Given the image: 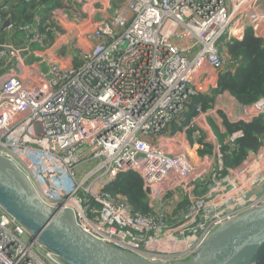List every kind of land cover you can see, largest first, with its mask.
Returning a JSON list of instances; mask_svg holds the SVG:
<instances>
[{"label": "built area", "instance_id": "1", "mask_svg": "<svg viewBox=\"0 0 264 264\" xmlns=\"http://www.w3.org/2000/svg\"><path fill=\"white\" fill-rule=\"evenodd\" d=\"M262 1L96 0L95 27L74 32L78 65L37 54L38 72L26 63L30 47L45 41L34 16L19 28L23 47L0 44V156L44 204L71 209L105 244L130 254L142 248L133 255L149 262L188 260L214 230L264 202V144L225 167L207 123L222 124L224 115L185 108L229 69V40L246 29L264 36ZM234 113L230 123H250L264 116V98ZM198 147L211 152L193 163L188 151ZM130 172L142 179L153 215L104 191ZM182 201L187 208L174 214ZM0 264L67 263L0 207Z\"/></svg>", "mask_w": 264, "mask_h": 264}, {"label": "water", "instance_id": "2", "mask_svg": "<svg viewBox=\"0 0 264 264\" xmlns=\"http://www.w3.org/2000/svg\"><path fill=\"white\" fill-rule=\"evenodd\" d=\"M9 26L6 20L0 31ZM0 207L67 264H264V202L214 230L193 256L175 263L149 262L85 232L71 209L44 204L21 170L2 156Z\"/></svg>", "mask_w": 264, "mask_h": 264}, {"label": "trees", "instance_id": "3", "mask_svg": "<svg viewBox=\"0 0 264 264\" xmlns=\"http://www.w3.org/2000/svg\"><path fill=\"white\" fill-rule=\"evenodd\" d=\"M4 4L7 10H0V18L2 21L8 20L14 32H17L22 25L32 22L34 16L38 19L42 34L43 32L51 33L54 30L62 32V29L54 22L52 12L67 5L66 0H6ZM72 14H77L74 8ZM1 37H5V33L0 31V43L3 42ZM224 48L229 57V69L216 76L208 93L199 94L185 104L188 113L193 112L197 106H200L202 111L210 109L215 97L223 93L229 94L241 106L250 105L264 98L263 41L255 37L250 29H246L240 38L229 40ZM221 118L224 133H220L218 129L215 130L219 138L217 139L220 143V151L224 156L223 163L225 167L235 168L241 164L248 152H257L264 144V116L250 123H230L224 116ZM237 131H241L242 136L232 144L229 143L228 137ZM210 152L209 147L199 150L197 152L199 159H195L193 163L200 162ZM189 153L192 155L191 151ZM103 189L112 198L123 201L133 213L154 214L147 202L143 181L136 173L118 175L108 184L106 183ZM187 206L188 203L182 201L175 206L176 210L173 213L186 209Z\"/></svg>", "mask_w": 264, "mask_h": 264}, {"label": "crops", "instance_id": "4", "mask_svg": "<svg viewBox=\"0 0 264 264\" xmlns=\"http://www.w3.org/2000/svg\"><path fill=\"white\" fill-rule=\"evenodd\" d=\"M67 5L63 6L61 9H57L52 12L54 22L59 26V28L62 29V32L59 33L56 30L52 31L51 33H44L45 41L43 43H35L30 47L31 56L27 58L26 63L29 68L35 69V71L38 72L37 68V59L35 58V55L37 54H47V58H50L54 61H56L61 66H77L78 65V58L76 56L77 49L71 50L73 43H74V32L75 29H85L90 31L92 28L95 27V24L98 22V16L97 13V5L96 0H66ZM81 7L83 13L79 12L77 10V7ZM77 12V14H72V10ZM79 17L81 19H79ZM14 29H8L2 31L5 33V37H1L3 39V42L0 44H14L17 47H23L24 43V35L21 31L14 32ZM93 42L89 41L88 46H92ZM60 52V53H58ZM42 71L45 70V65H42L40 67ZM5 68H1V73L5 72ZM216 80V77L213 79L212 83L209 85H203L204 90L202 94L208 93L209 87L214 84ZM235 105L236 102L229 96L227 93H223L221 95H218L215 97L213 101L214 112L219 117V114L224 115L227 120L233 121L235 118ZM208 126L211 130V132L214 134V131L212 130L211 124L215 127V129H218L220 133H224V128L222 124L218 125L215 124L212 118H207ZM216 137V136H215ZM217 139V137H216ZM219 142V140H218ZM201 149V147H198L197 149L192 150V155L189 154L188 156L192 162L199 159L197 157L198 150ZM210 154V153H209ZM208 155V154H207ZM196 159V160H195Z\"/></svg>", "mask_w": 264, "mask_h": 264}, {"label": "rangeland", "instance_id": "5", "mask_svg": "<svg viewBox=\"0 0 264 264\" xmlns=\"http://www.w3.org/2000/svg\"><path fill=\"white\" fill-rule=\"evenodd\" d=\"M261 9L264 11V0L261 2ZM262 31H264V28L262 29ZM256 37V36H255ZM257 38H259V39H261L262 41L264 40V36L263 35H258V37ZM58 53H60V52H58ZM0 72H1V69H0ZM211 127H212V130L214 131V134H215V136L217 137L218 136V134H217V132H216V130H215V128H214V126L211 124ZM218 138V137H217ZM219 139V138H218ZM140 251H143L142 250V248H137V249H135L133 252H131L132 254H135V253H139Z\"/></svg>", "mask_w": 264, "mask_h": 264}, {"label": "bare ground", "instance_id": "6", "mask_svg": "<svg viewBox=\"0 0 264 264\" xmlns=\"http://www.w3.org/2000/svg\"><path fill=\"white\" fill-rule=\"evenodd\" d=\"M137 243H139V242L137 241Z\"/></svg>", "mask_w": 264, "mask_h": 264}]
</instances>
